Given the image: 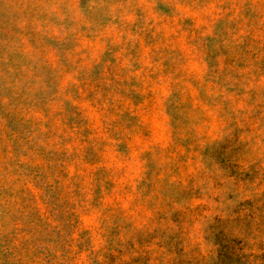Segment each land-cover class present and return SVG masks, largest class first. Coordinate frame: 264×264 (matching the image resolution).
Wrapping results in <instances>:
<instances>
[{"label":"rangeland","instance_id":"1","mask_svg":"<svg viewBox=\"0 0 264 264\" xmlns=\"http://www.w3.org/2000/svg\"><path fill=\"white\" fill-rule=\"evenodd\" d=\"M0 264H264V0H0Z\"/></svg>","mask_w":264,"mask_h":264}]
</instances>
